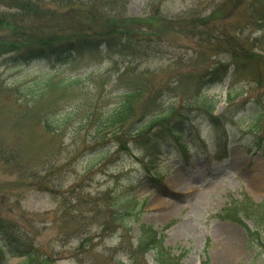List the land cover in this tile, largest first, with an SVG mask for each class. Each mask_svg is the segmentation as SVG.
I'll return each instance as SVG.
<instances>
[{
  "label": "rangeland",
  "instance_id": "1",
  "mask_svg": "<svg viewBox=\"0 0 264 264\" xmlns=\"http://www.w3.org/2000/svg\"><path fill=\"white\" fill-rule=\"evenodd\" d=\"M32 1L43 14L24 30L127 29L142 50L56 65L0 57L3 245L34 254L29 264H158L154 250L139 247L145 224L165 236L172 264H264V134L250 125L262 112L264 126V0ZM2 3V14L17 9ZM9 22L0 37L11 38ZM34 75L79 80L31 101L16 88ZM132 86L145 92L124 133L103 139L102 117ZM201 93L218 100L216 127L195 105ZM169 108L163 125L133 134Z\"/></svg>",
  "mask_w": 264,
  "mask_h": 264
},
{
  "label": "trees",
  "instance_id": "2",
  "mask_svg": "<svg viewBox=\"0 0 264 264\" xmlns=\"http://www.w3.org/2000/svg\"><path fill=\"white\" fill-rule=\"evenodd\" d=\"M32 0H4L12 6H17L14 13H3L0 9V26H7V20L11 28V38L0 37V57L10 55L15 61V65H22L24 62L40 59L56 65L57 63H65L67 58L74 56H83L85 54H96L99 52L107 51L110 56L115 55H140L141 50L139 42L134 39V36L129 37V32L124 29L122 32L110 31L107 29L104 34L97 36V34H91L89 30H82L78 33H74L72 36L64 35H49L40 37L34 34L35 29L30 25L29 29L24 30L22 26H26L24 22L30 15H38V18L43 14L39 13L37 5L31 2ZM3 0H0V6L3 5ZM31 2V3H30ZM237 5V1L235 2ZM34 6V10L29 13L30 9ZM195 24V22H194ZM29 25V24H28ZM16 29V35L13 30ZM9 30V31H10ZM29 31V32H28ZM125 33V34H123ZM121 34L125 35L124 37ZM17 37L15 41L13 39ZM127 37V38H126ZM129 37V38H128ZM145 53V52H144ZM146 55V53H145ZM128 74L126 69L122 75ZM32 79L26 81L24 84L17 87V92L26 91L32 97L31 101H36L41 98L43 93L49 90L50 87L57 85L62 88H66L74 84L78 78H62L58 82L55 81L54 76H38L34 75ZM145 92L142 86H132L129 88L122 101L110 112H107L101 119L102 125L108 127L109 130L102 134V138H106L109 134L113 137H121L124 133L125 126L134 113L135 104L138 99ZM218 100L210 97L207 94H198L195 100V105L201 110L207 112L211 118V121L217 125L221 120V117L213 116L215 112ZM174 109L160 110L158 112H151L146 116V121L142 126L135 129L134 133L144 131L145 128L151 129L153 126H160L172 115ZM50 117L49 119H51ZM47 119V121H49ZM48 126H52L50 122H47ZM251 129L255 132L256 136L264 134V126L262 125V112L254 116L250 122ZM101 133V130H98ZM175 134L182 136L183 132L175 131ZM121 143V142H120ZM260 143V142H259ZM124 144V145H122ZM158 145L157 147H159ZM119 151H127L128 146L123 141L118 144ZM123 201V200H122ZM120 201V202H122ZM134 204L138 205L137 201ZM237 212H244V210L236 209ZM137 215L135 210H128L125 216L132 217ZM239 221V220H236ZM141 238L139 247L144 251L154 250L156 252L158 264H172L170 260L171 251L168 247L164 246L163 242L165 236L154 230L151 226L141 224ZM250 232L251 230L248 229ZM159 237V239H158ZM0 240V257L4 258L5 255H20L25 256V261L19 264H29L33 261L35 255L27 252H20V250H13L14 248H6ZM19 251V252H18ZM20 253V254H19Z\"/></svg>",
  "mask_w": 264,
  "mask_h": 264
},
{
  "label": "bare ground",
  "instance_id": "3",
  "mask_svg": "<svg viewBox=\"0 0 264 264\" xmlns=\"http://www.w3.org/2000/svg\"><path fill=\"white\" fill-rule=\"evenodd\" d=\"M256 176V179H257V175H255ZM179 180H176V182H178ZM229 248V247H228ZM227 251V250H226Z\"/></svg>",
  "mask_w": 264,
  "mask_h": 264
}]
</instances>
